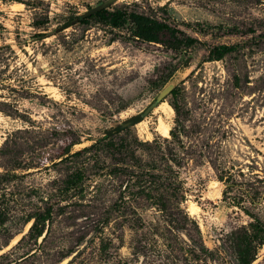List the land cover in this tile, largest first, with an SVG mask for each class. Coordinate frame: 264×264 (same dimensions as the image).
Listing matches in <instances>:
<instances>
[{
	"label": "rangeland",
	"instance_id": "374dc122",
	"mask_svg": "<svg viewBox=\"0 0 264 264\" xmlns=\"http://www.w3.org/2000/svg\"><path fill=\"white\" fill-rule=\"evenodd\" d=\"M102 7L197 41H139ZM254 219L264 0H0V264H238Z\"/></svg>",
	"mask_w": 264,
	"mask_h": 264
},
{
	"label": "trees",
	"instance_id": "16d2710c",
	"mask_svg": "<svg viewBox=\"0 0 264 264\" xmlns=\"http://www.w3.org/2000/svg\"><path fill=\"white\" fill-rule=\"evenodd\" d=\"M89 19H94L103 25L113 29H127L129 35L139 41L146 43H162L165 36L182 35L185 39V45L190 46L197 40L191 37H186L183 32L176 30L165 22L157 21L135 12H128L124 9L102 8L88 16ZM69 25L66 24L65 28ZM236 45H218L210 50L211 60H220L226 54L234 51ZM77 181L81 180V175H75ZM50 217V211L47 210L43 216L35 217V222L31 226V230L40 236L42 229L37 227L36 221L41 218L44 222ZM248 231L244 234L235 246V255L238 264H251L255 260L258 248L264 243V223L258 219H254L249 223Z\"/></svg>",
	"mask_w": 264,
	"mask_h": 264
},
{
	"label": "bare ground",
	"instance_id": "6f19581e",
	"mask_svg": "<svg viewBox=\"0 0 264 264\" xmlns=\"http://www.w3.org/2000/svg\"><path fill=\"white\" fill-rule=\"evenodd\" d=\"M159 128L162 130V134L168 135V127L164 124H160Z\"/></svg>",
	"mask_w": 264,
	"mask_h": 264
},
{
	"label": "water",
	"instance_id": "95a60500",
	"mask_svg": "<svg viewBox=\"0 0 264 264\" xmlns=\"http://www.w3.org/2000/svg\"><path fill=\"white\" fill-rule=\"evenodd\" d=\"M102 8H105V7H102ZM102 8L92 9L91 11H89L88 15H91V14H93L94 12H96V11L102 9Z\"/></svg>",
	"mask_w": 264,
	"mask_h": 264
}]
</instances>
